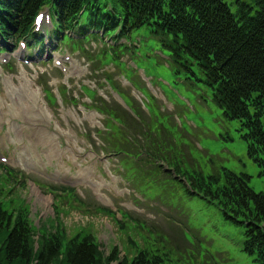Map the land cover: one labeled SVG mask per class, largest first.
Returning a JSON list of instances; mask_svg holds the SVG:
<instances>
[{"label":"rangeland","instance_id":"1","mask_svg":"<svg viewBox=\"0 0 264 264\" xmlns=\"http://www.w3.org/2000/svg\"><path fill=\"white\" fill-rule=\"evenodd\" d=\"M61 1L40 0L35 10H50L52 23L41 31L53 27L64 44L47 37L41 52L29 57L27 49L13 50L11 41L0 54V156L7 159L0 160V208L11 213L21 204L29 225L53 223L52 231L58 214L66 236L74 229L83 236L95 233L103 250L116 237L127 257L134 248L121 239L116 219L122 214L137 217L124 221L126 235L138 247L159 251L163 264H262L244 250L243 224L188 194L184 182L161 179V168L142 172L139 156L122 146L136 135L144 143L165 135L192 162L182 170L216 175L215 185L228 191L247 187L264 193V173L241 137L247 126L225 115L197 65V78L176 72L169 51L147 28L123 30L124 18L112 0H80L85 9L68 25L59 17L74 6L62 10ZM89 16L101 28L89 27L94 32L83 37L82 50L74 32ZM16 28L7 36L0 29V35H27ZM60 55L70 59L57 66ZM36 90L38 99H28L27 92ZM34 102L44 114L25 109ZM50 184L70 187L75 195L67 188L54 195Z\"/></svg>","mask_w":264,"mask_h":264},{"label":"trees","instance_id":"2","mask_svg":"<svg viewBox=\"0 0 264 264\" xmlns=\"http://www.w3.org/2000/svg\"><path fill=\"white\" fill-rule=\"evenodd\" d=\"M67 1L59 3L62 10L74 6L71 13L59 17V22L65 25L72 23L79 11L85 9L84 3L79 4L80 0H70L73 4ZM22 2L0 0L4 12L0 17V29L7 36V32H16L18 26L34 40L33 15L40 0ZM111 5L124 18L123 30L147 28L169 51L176 72L184 71L197 78L198 70L206 77L213 99L221 104L225 115L247 126V132L241 137L247 144L248 154L256 155L260 173H264V0H112ZM84 27L101 28L93 25L90 16L80 23V29ZM107 102L117 107L115 102ZM140 143L141 137L136 135L122 146L140 156L143 153L137 150ZM108 146L115 147L112 142ZM144 161L150 169L153 165L161 168V179L171 176L174 181L185 182L188 194L216 205L225 218L243 224L244 250L257 254L264 264L263 192L255 193L247 187L228 191L215 185L216 175L203 177L194 167L182 170L186 161L192 162L165 135L146 143ZM54 188L71 191L69 187ZM15 208L11 213L0 208V264H163L164 258L159 251L138 247L124 232V221L134 219L132 215L116 220L118 229L125 235L121 239L134 248V253L127 257L116 237L109 241V248L103 250L95 233L83 236L74 229L66 236L58 214L54 220L56 230L52 231L53 223L43 222L37 228L32 227L27 207L19 204ZM172 217L175 219L174 214Z\"/></svg>","mask_w":264,"mask_h":264},{"label":"bare ground","instance_id":"3","mask_svg":"<svg viewBox=\"0 0 264 264\" xmlns=\"http://www.w3.org/2000/svg\"><path fill=\"white\" fill-rule=\"evenodd\" d=\"M106 49H108V48H106ZM116 55V54H115ZM26 89H29V86H27V87H25ZM24 91H25V89H23ZM27 94H28V99L29 98H31L32 99V97L33 98H35V101H36V99H38V96H37V94H38V91L36 90L35 92H31V91H29V92H27ZM40 107L41 106H39L38 104H36L35 102L33 103V105L32 106H27V107H25V109H28V111H37L38 112V114H42L41 112H40ZM36 112V113H37ZM44 114V113H43ZM44 116V115H43ZM41 117V116H40ZM46 119H47V117H46ZM204 198V197H203Z\"/></svg>","mask_w":264,"mask_h":264},{"label":"water","instance_id":"4","mask_svg":"<svg viewBox=\"0 0 264 264\" xmlns=\"http://www.w3.org/2000/svg\"><path fill=\"white\" fill-rule=\"evenodd\" d=\"M51 14V13H50Z\"/></svg>","mask_w":264,"mask_h":264}]
</instances>
